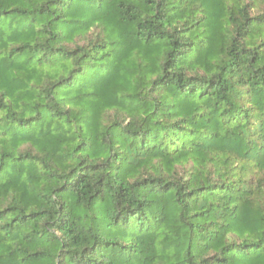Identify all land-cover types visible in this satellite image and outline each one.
I'll return each instance as SVG.
<instances>
[{"label":"trees","instance_id":"obj_1","mask_svg":"<svg viewBox=\"0 0 264 264\" xmlns=\"http://www.w3.org/2000/svg\"><path fill=\"white\" fill-rule=\"evenodd\" d=\"M0 264H264V0H0Z\"/></svg>","mask_w":264,"mask_h":264}]
</instances>
